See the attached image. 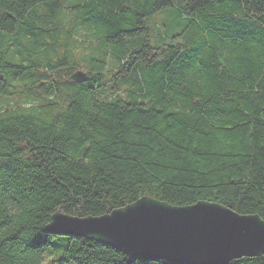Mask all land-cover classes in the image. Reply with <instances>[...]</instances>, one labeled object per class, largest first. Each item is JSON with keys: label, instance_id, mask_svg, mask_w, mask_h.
Segmentation results:
<instances>
[{"label": "trees", "instance_id": "16d2710c", "mask_svg": "<svg viewBox=\"0 0 264 264\" xmlns=\"http://www.w3.org/2000/svg\"><path fill=\"white\" fill-rule=\"evenodd\" d=\"M176 1L0 0V264H170L46 228L143 196L264 220V0H235L250 28L184 0L212 37L191 53L133 42Z\"/></svg>", "mask_w": 264, "mask_h": 264}, {"label": "water", "instance_id": "95a60500", "mask_svg": "<svg viewBox=\"0 0 264 264\" xmlns=\"http://www.w3.org/2000/svg\"><path fill=\"white\" fill-rule=\"evenodd\" d=\"M72 81H86L87 73L73 72ZM49 232L109 246L131 258L170 264H229L264 254V220L242 215L214 202L174 206L151 196L110 214L79 218L52 215Z\"/></svg>", "mask_w": 264, "mask_h": 264}, {"label": "rangeland", "instance_id": "374dc122", "mask_svg": "<svg viewBox=\"0 0 264 264\" xmlns=\"http://www.w3.org/2000/svg\"><path fill=\"white\" fill-rule=\"evenodd\" d=\"M219 6L220 12L226 19L234 20L245 28H250V25L254 26L258 23V20L245 15L246 12L244 6L240 2H236L235 0H223L220 2ZM185 10L188 11L187 1L177 0L172 7L162 9L147 16L145 18V25L149 29L148 33L136 37L133 42L136 44L145 42L152 47H158L164 42H170V39L173 38L174 41L185 44L190 53L194 52L198 49L204 39L211 40L212 37L208 34L203 35V31L194 25L189 16L185 14L180 16L178 14L179 11ZM160 36L164 37L166 41H161ZM223 43L225 46H230L232 41L228 40ZM242 46L241 41H239L238 44L236 43L237 49ZM233 52L232 55H230V51L227 50L223 56L230 59V57H233ZM109 63L111 64L113 61L110 60ZM48 258L49 259H46L45 264H48L52 260L51 256Z\"/></svg>", "mask_w": 264, "mask_h": 264}]
</instances>
